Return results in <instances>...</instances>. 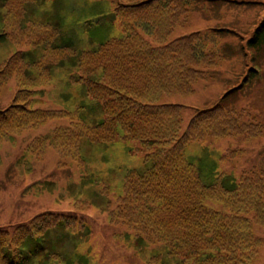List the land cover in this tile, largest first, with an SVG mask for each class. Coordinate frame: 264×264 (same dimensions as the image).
<instances>
[{"label":"trees","instance_id":"1","mask_svg":"<svg viewBox=\"0 0 264 264\" xmlns=\"http://www.w3.org/2000/svg\"><path fill=\"white\" fill-rule=\"evenodd\" d=\"M33 1L39 3L37 8L46 2L60 7L66 0ZM84 1L94 7L107 0ZM109 1L110 17L120 28L118 36L102 37L92 47L80 48L79 29L67 31L64 18L55 11L47 24L41 22L44 26L40 28L45 30L39 33L44 35L39 43L41 58L49 52H63L55 63L74 64L67 67L75 71L70 81L82 85L92 104L84 102L81 109L74 110L32 108L39 83L31 77L21 84V94L14 102L0 108V139L50 118H68V125L54 129L62 137L64 131L72 136H66L58 148L66 155L69 145L72 157L83 167H87V159L79 154V141L135 139L151 151L140 168L125 174L122 192L113 207L109 205V221L125 227L126 240L133 239L139 251L147 246L160 248H154L158 254L153 253L146 264H171V259L177 264H254L263 242L254 230L255 225L264 226V172L253 168L238 177L219 173L208 183L187 157L186 147L206 138L251 139L262 135L261 124L254 118L243 121L246 110L227 109L220 102L198 111L184 129L183 105L161 103L163 95L193 93L194 84L207 77V68L222 61L223 56L213 50L214 36L196 31L169 41L173 31L188 21L192 0ZM97 21H86L83 28L93 34L101 28ZM2 31L0 26V35ZM14 41L16 47L21 45ZM248 44L264 53V19ZM35 57H39L36 50L16 49L0 67H15L23 59L42 65ZM52 64L54 61H47L46 67ZM254 67L246 79L258 77L260 68ZM93 111L100 115L90 120ZM229 154L235 156L236 150ZM85 177L87 181L88 175ZM207 200L220 202V208L209 207ZM88 229L91 232L88 221L76 212L51 211L12 228L0 227V264H36L43 254L49 264H82L84 255L78 247ZM65 245H70L69 252H78L68 256Z\"/></svg>","mask_w":264,"mask_h":264},{"label":"rangeland","instance_id":"2","mask_svg":"<svg viewBox=\"0 0 264 264\" xmlns=\"http://www.w3.org/2000/svg\"><path fill=\"white\" fill-rule=\"evenodd\" d=\"M192 1L188 21L173 31L169 41L200 31L214 36L213 50L223 59L218 65L207 68V77L194 84L193 93L163 95L161 103L183 105L181 118L184 129L198 111L220 102L227 109L246 110L248 114L244 115L243 121L254 118L263 128L262 135L251 139L236 136L190 142L186 155L200 168L203 180L208 183L214 182L219 173L238 177L253 168L264 172V53L254 51L248 44L264 19V0ZM2 2L0 64H4L16 49H22L24 52L36 50L39 57L34 61L41 59L42 65L23 59L15 67H0V108L10 106L21 94V84L31 77L39 83L34 88L39 93L34 96L32 108L74 110L76 107L81 109L84 102L92 104L83 94L82 85L70 81V75L75 71L73 68L70 72L67 67L74 64L65 63V60L55 63L60 58L57 55L63 52L55 54L48 51L46 58H41L39 43L44 35L40 34L45 29L40 27L44 26L41 22H49V16L55 11L64 18L67 31L79 29V47L90 48L102 37L120 34L116 20L110 17L112 3L107 0L92 7L84 0H66L60 7L46 2L35 8L39 3L33 0ZM89 20H99L100 30L93 34L85 30L83 24ZM220 29L231 31L219 34ZM14 39L21 45L16 47ZM254 57L259 63L253 61ZM47 61H54V64L47 68ZM254 66L260 68L258 77L246 79ZM95 109L98 107H92ZM93 112L95 114L90 120L100 115L98 111ZM68 124V118H50L36 126L18 128L0 139V227L12 228L50 211L76 212L88 221L91 229V232L89 229L86 231L84 242L78 247L84 255L82 264H146L153 253L158 254L154 248H160L147 246L139 251L133 239L127 241L124 235L126 228L110 223L109 205L112 208L116 196L122 192L127 171L140 168L144 156L151 149L142 147L135 139L117 138L111 143L79 141V154L87 159V167H83L78 158L72 157L69 145L66 146L69 150L66 155L58 148L66 136H72L64 131L62 137L54 129ZM229 150H236V155L229 154ZM223 155L225 158L220 159ZM86 175L89 178L84 181ZM206 204L212 208L221 206L216 200H207ZM254 231L263 240L254 264H264V226L255 225ZM65 246L68 256L78 252L74 250L71 253L67 248L70 245ZM170 263L177 264V261L171 259ZM36 264H49L47 256H39Z\"/></svg>","mask_w":264,"mask_h":264}]
</instances>
